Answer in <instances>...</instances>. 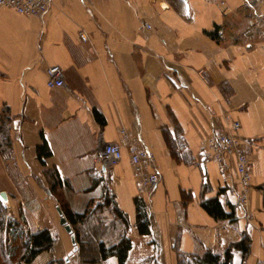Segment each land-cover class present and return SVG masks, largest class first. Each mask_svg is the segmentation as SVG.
<instances>
[{
	"label": "crops",
	"instance_id": "0c3cea01",
	"mask_svg": "<svg viewBox=\"0 0 264 264\" xmlns=\"http://www.w3.org/2000/svg\"><path fill=\"white\" fill-rule=\"evenodd\" d=\"M216 28L217 40L208 35ZM52 65L64 70V88L47 87ZM4 107L12 152H0V199L15 217L60 237L36 264L65 261L72 250L48 170H57L59 193L75 213L101 204L109 189L130 223L126 264H178V251L224 255L244 233L245 264H264V0H53L41 17L1 7L0 115ZM224 115L240 121L238 135L252 145L244 209L234 158L229 173L216 162L202 168L206 141L224 130ZM178 127L184 142L177 151L191 163L171 155L168 137L176 140ZM122 128L154 154L160 182L150 192L127 148L110 170L97 161L100 141H120ZM44 143L50 154L40 157ZM136 197L147 204L149 235L138 233ZM214 198L226 213L235 210V222L203 209L202 200ZM232 264H242L240 252Z\"/></svg>",
	"mask_w": 264,
	"mask_h": 264
},
{
	"label": "trees",
	"instance_id": "16d2710c",
	"mask_svg": "<svg viewBox=\"0 0 264 264\" xmlns=\"http://www.w3.org/2000/svg\"><path fill=\"white\" fill-rule=\"evenodd\" d=\"M213 39H218L217 28L213 32H208ZM9 108L4 107L0 115V152L4 156H10L12 152V140L10 136L11 118L9 116ZM95 117L100 123H103V117L97 111L94 112ZM177 138L174 140L168 137L171 148L172 157L178 162L191 163L192 159L188 152H178V145L182 146L184 140L181 137V130H176ZM39 156L49 155L50 151L46 143L39 147ZM46 177L49 181L50 192L60 200V208L71 225L76 236L79 246L80 256L86 253L88 248H92L91 242L85 240L81 236L80 227L87 224L92 217L101 216V213L108 211L112 216L110 224L106 220H99L97 227L94 229L96 233L94 246L95 254L90 257L83 256L79 260V264H102L110 258L115 257L118 264H126L130 250L132 249V241L127 236L130 223L126 214L118 207L109 189H106L101 204L90 202L87 209L83 213L73 212L67 203L62 200L59 193L61 188V179L57 170L46 171ZM209 188L204 184V191ZM136 205V227L140 235L150 234V220L146 202L140 198H135ZM201 206L213 218L218 220L229 219L231 222L236 221L235 210L226 213L219 199L202 200ZM56 240L51 231L42 230H25L10 212L3 205L0 199V251L7 264H32L35 259L44 252H50L55 246ZM240 252L242 264L250 254V237L244 233L239 242L233 243L226 250L224 255L216 254L210 250L202 254H185L180 251L177 253L178 264H232L234 253ZM13 259V261H11ZM14 259H16L14 261ZM5 263V264H6ZM59 261H50L48 264H61Z\"/></svg>",
	"mask_w": 264,
	"mask_h": 264
},
{
	"label": "built area",
	"instance_id": "2783aa9c",
	"mask_svg": "<svg viewBox=\"0 0 264 264\" xmlns=\"http://www.w3.org/2000/svg\"><path fill=\"white\" fill-rule=\"evenodd\" d=\"M53 0H0L1 7H10L18 14L24 16H43L49 9ZM145 28L152 26L145 24ZM82 41L87 40L84 33L80 34ZM46 85L50 89L65 87L64 70L57 65L48 66L46 69ZM224 130L212 133L207 141L208 152L204 154V163L216 162L221 165L223 173H229L228 160L235 159V170L238 175L240 192L238 204L241 208H247L250 201L251 180L253 163L250 159L252 145L240 138L238 132L241 123L230 115H224ZM120 141H100L98 163L105 170L116 166L123 157V148H127L136 177L142 188L150 192L160 182V173L156 166L154 154L146 147L141 146L138 138L126 128L119 131Z\"/></svg>",
	"mask_w": 264,
	"mask_h": 264
},
{
	"label": "rangeland",
	"instance_id": "374dc122",
	"mask_svg": "<svg viewBox=\"0 0 264 264\" xmlns=\"http://www.w3.org/2000/svg\"><path fill=\"white\" fill-rule=\"evenodd\" d=\"M12 171H14L13 169H12ZM47 178V177H46ZM3 205H4V203H3ZM5 206V208L10 212V214L13 216V218H15L17 221H19L20 222V224L23 226V228L25 229V230H38V229H36L35 227H33L32 225H31V223L29 222V221H26V220H24V219H19V218H17V217H15L14 216V214H13V212L12 211H10L7 207H6V205H4ZM99 220H106L107 221V223L108 224H110L111 223V221H112V216L109 214L108 215V211H104V212H102L101 213V216H94V217H92V219L87 223V224H85V225H83L82 227H80V230H81V236H82V238H84L85 240H87V241H90L92 244H91V246H93L92 248H88L87 250H86V253L83 255V256H87V257H90L91 255H94L95 254V249H94V246H96V241H95V238L96 237H93V236H96V233H94V229L97 227V225H98V221ZM95 227V228H94ZM52 234H53V236L55 237V240H56V243H55V246H54V248H53V250L52 251H50V252H44V253H54L55 252V247H56V244H58L59 243V239H60V237H59V234L57 233V232H51ZM66 236H67V234H66ZM70 236V235H69ZM69 236H68V238H69ZM68 244V243H67ZM64 250V248H62V249H58L57 250V254L58 255H62V254H60V252L61 251H63ZM82 255L80 256V253H79V246H78V251L76 252V253H74L71 257H70V260H74L75 261V264H79V260H80V258L81 257H83ZM38 258V257H37ZM36 258V259H37ZM35 259V260H36ZM16 259H14V261H15ZM11 261H13V259H11ZM50 261H59V262H62L61 264H67L66 263V261H64L62 258H59V259H55L54 258V256H53V259H51V260H49L48 262H46L45 264H48ZM6 263V260L3 258V254L1 253V251H0V264H5ZM8 263V262H7ZM6 263V264H7ZM32 264H36V261H34ZM38 264V263H37ZM69 264V263H68Z\"/></svg>",
	"mask_w": 264,
	"mask_h": 264
},
{
	"label": "water",
	"instance_id": "95a60500",
	"mask_svg": "<svg viewBox=\"0 0 264 264\" xmlns=\"http://www.w3.org/2000/svg\"><path fill=\"white\" fill-rule=\"evenodd\" d=\"M202 168L204 169V161L202 163ZM2 196L3 197L5 196L4 193L2 194ZM57 211H58L59 216H60V224L64 227L65 231L70 235V239H71V243H72V250L69 252L68 256H66V258H65V261L69 262L70 257L78 251V244H77L76 236L73 232V229H72L71 225L68 223L65 216L63 215L61 208L59 206H57Z\"/></svg>",
	"mask_w": 264,
	"mask_h": 264
}]
</instances>
